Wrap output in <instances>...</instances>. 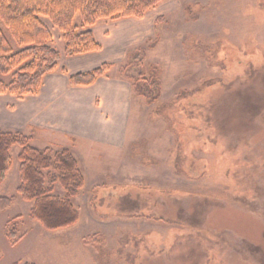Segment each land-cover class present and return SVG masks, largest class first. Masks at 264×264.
I'll return each mask as SVG.
<instances>
[{
    "label": "rangeland",
    "instance_id": "1",
    "mask_svg": "<svg viewBox=\"0 0 264 264\" xmlns=\"http://www.w3.org/2000/svg\"><path fill=\"white\" fill-rule=\"evenodd\" d=\"M41 21L60 54L48 81L66 88L86 60L90 70L111 66L108 89L120 79L133 92L129 76L148 79L155 65L161 94L149 105L133 92L128 110L125 91V108L102 111L125 121V138L105 126L115 143L25 121L13 130L19 109L37 119L39 92L0 97L1 130L31 136L40 150L69 148L84 177L71 199L78 221L47 231L17 194L20 148L11 149L0 185V197L12 198L0 211V264H264V0H162L142 19L97 21L91 30L102 49L76 57L64 55L59 31ZM53 193L64 196L58 184Z\"/></svg>",
    "mask_w": 264,
    "mask_h": 264
},
{
    "label": "trees",
    "instance_id": "2",
    "mask_svg": "<svg viewBox=\"0 0 264 264\" xmlns=\"http://www.w3.org/2000/svg\"><path fill=\"white\" fill-rule=\"evenodd\" d=\"M162 0H0V95L24 98L36 95L45 75L58 70L60 54L51 46L52 35L41 21L46 18L59 31L66 57H76L100 51L101 45L91 30L101 19H142ZM80 15V24L73 23ZM8 32L5 33L2 26ZM102 64L87 72L68 76L71 87H88L110 70ZM60 72L67 74L65 68ZM160 70L151 65L149 78L143 73L131 75L133 92L151 105L161 94ZM32 137L20 131L0 129V185L12 168L11 149L20 148L19 197L31 202L29 218L45 230L55 231L73 226L79 219L71 199L79 195L84 177L78 161L68 148L56 152L31 146ZM58 184L64 191L61 198L55 195ZM12 198L0 197V211L11 204ZM15 236V228H9Z\"/></svg>",
    "mask_w": 264,
    "mask_h": 264
},
{
    "label": "crops",
    "instance_id": "3",
    "mask_svg": "<svg viewBox=\"0 0 264 264\" xmlns=\"http://www.w3.org/2000/svg\"><path fill=\"white\" fill-rule=\"evenodd\" d=\"M87 70L90 71L88 62H86V60H81L78 62L74 72H87ZM47 75L44 77L43 84L39 90V96H37L38 102L35 112L37 113V119L34 120L32 117V112H34V110L19 109L11 125L13 130H19L20 128L15 125L17 121H21V123L25 121L37 125L44 131L57 135L63 134L62 136L64 137L77 139L85 143H91L93 141L115 143L117 138L111 136L109 132L105 130L106 125H112L115 127L116 134L119 132V136L122 135L123 138H125V121L123 124L116 123L115 121H108L104 117L102 118L101 114L104 110L119 111L125 108L126 92L128 95V110L131 109L133 92L131 88L129 91H126V85L122 80L117 79L119 81L116 82V85L111 87V89H108L110 86L107 84H103L104 81H107L104 76L98 78L93 85L88 87H71L68 85L64 88L59 87L54 80L48 81L47 78L53 77L55 74L52 76ZM0 97L14 96L0 95ZM26 97L35 98L36 96L28 95L25 96V98ZM48 137L54 136L49 134ZM80 146H82V144H80ZM81 148L82 147H80V150ZM93 148L94 146H84L86 150H93ZM70 152L75 157L74 152L71 150Z\"/></svg>",
    "mask_w": 264,
    "mask_h": 264
}]
</instances>
